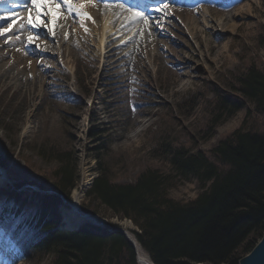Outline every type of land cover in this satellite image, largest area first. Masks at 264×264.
Masks as SVG:
<instances>
[{
    "label": "rangeland",
    "instance_id": "obj_1",
    "mask_svg": "<svg viewBox=\"0 0 264 264\" xmlns=\"http://www.w3.org/2000/svg\"><path fill=\"white\" fill-rule=\"evenodd\" d=\"M183 1L188 2V8L195 9L200 15L197 20L202 24H199V29L202 28L199 40L204 42L202 50L209 51L204 45L206 43L215 48L213 53L210 52V57L216 60L217 67L200 81L187 79L181 80L183 82L179 84L176 69L164 59H160L162 72L160 70L157 73L150 53L143 50L140 52L141 57L135 56L132 63L129 60L122 63L121 78L112 81L115 77L113 72L101 71V67L107 63L106 59H102L103 52L100 54L95 51V55L89 56L78 54L76 49L81 39L68 34L65 39V33L69 30L66 28L67 21L72 19L71 13L67 14L69 17L64 21L59 22L54 29V36L48 31L46 33L52 39V48H47L46 58L38 60L45 62L53 59L56 64L46 76V82L39 74L36 77L31 76L32 73L27 76L17 69L5 68L1 61L0 140L3 149L0 151V159L4 163L10 160V164L7 168L1 167L0 177L1 173L7 177V173L18 176L35 173L45 179L49 178L57 164L54 160H46L39 155L38 148L46 144L66 150L76 159L78 180L73 192L79 188L83 178L90 181L89 190L98 173L95 148L103 145L105 141L109 143L108 160L114 182L130 183L141 169L148 166L159 168L163 174H171L164 153L156 151L159 143L167 144L171 139L172 142L178 140L177 142L187 146L188 136L196 135L208 121L209 103L214 102V87L224 89L227 76L242 72L249 64L255 63L260 67L264 65V0ZM73 2L78 3L80 0ZM3 5L6 3L0 4V8ZM247 6H251V10H246ZM157 7L147 8L146 13L153 12L151 9ZM236 9H239L241 15L234 19L231 15ZM7 13L0 10V16ZM168 13L172 18L167 16V32L172 33V37H175V29L182 34L188 33V27L193 22L189 25L190 21L187 19H194V15L181 10H169ZM204 18L208 23L205 21L204 24ZM46 19L48 17L44 18ZM7 23L8 21L0 28ZM224 24L226 27H223ZM160 29L158 26V30ZM134 33L130 37L122 38L120 44L132 39ZM218 34L223 35L222 40L211 41L212 35ZM39 38L46 40L44 37ZM178 40L185 42L193 55H200V51H196L200 45L192 36L188 35V39L178 36ZM0 41V49L6 50L5 44L9 40L2 38ZM64 41L66 45L61 50L59 44ZM159 41L165 44L163 39ZM169 46L176 50L172 45H167ZM19 47L25 50L30 46L24 41ZM19 47L17 46V50ZM132 48L131 46L127 49L126 53ZM153 50L151 48V53H156ZM61 54H64V58H60ZM186 60L193 61L188 58ZM146 65L150 66V70ZM168 71L171 76H168ZM193 71L194 68L189 70L192 77ZM99 77L102 78L100 82ZM35 78L37 80L33 81ZM246 120L245 111L238 113L217 127L211 138L197 139L194 149L212 150L221 138L240 129ZM259 121L255 124L256 128L262 125ZM96 136L104 139L96 141ZM164 136L168 137L162 139ZM170 180L172 187L169 193L172 199L187 203L198 197L200 190L195 181L181 182L173 174ZM5 184L6 182L0 181V189ZM88 190L77 199H73L72 193V205L81 207L87 203ZM92 206H95L96 216L108 223L121 225L133 238L134 232H139L129 220L115 216L103 206ZM143 253L151 261L149 255L144 251ZM0 264H51V258L35 255L20 260L11 255V252L0 248Z\"/></svg>",
    "mask_w": 264,
    "mask_h": 264
},
{
    "label": "trees",
    "instance_id": "obj_2",
    "mask_svg": "<svg viewBox=\"0 0 264 264\" xmlns=\"http://www.w3.org/2000/svg\"><path fill=\"white\" fill-rule=\"evenodd\" d=\"M212 93L208 121L188 136L189 144L169 139L171 143L161 142L156 150L164 153L177 179L197 183L195 200L172 199L171 174L152 166L141 169L130 183L114 182L109 143L95 148L98 173L82 211L96 215L95 204L131 220L139 230L134 232L138 246L154 264H238L264 235V65L249 64L229 74L225 88L216 86ZM243 111L247 120L240 129L212 150L194 149L198 140L211 138L217 127ZM257 119L262 124L258 128ZM100 136L94 139L102 141ZM38 153L57 164L49 178L8 176L16 191L29 185L45 193L0 195V238L9 249L22 260L48 256L51 264H138L136 250L121 233L63 230L58 207L76 188L77 161L51 145H41ZM9 164L0 159V167Z\"/></svg>",
    "mask_w": 264,
    "mask_h": 264
},
{
    "label": "bare ground",
    "instance_id": "obj_3",
    "mask_svg": "<svg viewBox=\"0 0 264 264\" xmlns=\"http://www.w3.org/2000/svg\"><path fill=\"white\" fill-rule=\"evenodd\" d=\"M175 1H177L178 4L175 3ZM182 1L183 0H164V2L158 6L160 8H163L164 5L167 4V12H169V10H172L173 12L176 10H181L185 13L191 12V14L194 15V19L192 18L187 20L190 21L189 25H191V22H193V24L188 27V33L186 34H182L175 29L173 33L175 34V37H172V33L167 32L168 26L166 21L168 19L167 16L169 15H165L162 12L159 13L157 11H153L149 14L146 13V15L150 18L147 24L139 20L134 22L133 12L145 11V7L136 6L130 9V7L128 8V6H126L127 4L124 1L122 2L121 0H91V2H88V0H80V2L78 3H75L72 0L73 4L87 3L84 11H87L89 15L94 18V20H87L83 17H78L75 12H72V19H68L66 25V28H69L67 34L81 39L79 40L80 45H78L76 49L78 54L82 53L83 55L89 56L95 55V51H99L100 54H102L103 52L102 59H106L107 63L105 64V66L101 67V71H110L111 73L113 72L115 74V79L113 78L112 81H117L121 78L122 63L126 62L127 60L132 63L134 57H139L142 50L145 52L148 51L150 53L152 64L157 68V73L160 70V72H162V69L160 67V59H164L165 62L168 61V64L176 69V72L178 73L177 78L179 77V84L183 82L181 80L187 79L200 81L204 78V75L211 74V72H213L217 67H215L216 60L210 57V52L213 53L215 48L210 47L209 44L206 43L204 45L209 48V51L206 52L202 50L204 42H200L199 40V32L202 31V28L199 29V27L202 24L197 20L200 15L195 11V9L188 8V4H181ZM15 4H19L21 6L14 7ZM25 5L31 7L30 0H6V5H3L4 8H2V10L7 11V14H18L20 17H27L29 13L24 7ZM246 10H251V6H247ZM61 11L64 18L58 21V25L59 22H62L65 18L69 17L67 15L69 12L63 4H61ZM105 14H108L109 16H103ZM240 15L241 14L239 13V9H236L231 16L235 19V17H240ZM157 17H160V19H157ZM169 17L172 18L171 16ZM44 18L45 17H43V19ZM97 18H99L98 21H96ZM6 21V19H0V26L3 25ZM205 21H207L208 23V20L204 18V24ZM220 21H222V19ZM45 22H48V20L46 19ZM158 26L161 27L160 30H158ZM223 27H226V24H224ZM85 28H87V31H85ZM135 29L136 32L134 33ZM46 33L47 29L44 27L32 28L31 26H26L22 31L17 28L15 32L8 34L11 36V40H9L5 44L6 50L0 49V62H4L3 65L5 68L17 69L19 71H22V73L27 74V76L30 73L33 74H31V76L33 77H36L37 74H39V76L43 78V81L47 80L48 78L46 76L48 75L50 70L56 67V64L53 59H51V61H49L50 59H47L45 62L38 60L42 57L46 58L47 48H52V39L48 38V34ZM133 33L134 36L132 39L126 40L123 42V44H120V40L122 38L130 37ZM29 34H33L35 37H38V39H36L32 44L27 43L30 47H28L29 49L24 50L22 47H19V45H21L24 41L27 42V37ZM15 35H19L20 38L16 39ZM177 35L179 37H182L183 39H188L189 35L192 36L194 40L198 41L200 48H198L196 51H200L199 54L202 55V59L200 58V55H193L191 50H189L185 46V42H181L180 40H178ZM39 37H44L46 38V40H39ZM222 37V34L214 36L212 35L211 41H221ZM2 38H7V36L0 37V39ZM160 39H163L165 44H162L159 41ZM65 43L66 42L64 41L59 44L61 50L65 47ZM37 44H39V48L36 47ZM167 45H172L176 50L174 51L172 47L169 46V48L167 47ZM17 46L19 47L18 50ZM131 46L133 47L132 50L126 53L127 49H129ZM151 48H153V51H155L156 53H151ZM170 51H172L175 55ZM159 54H161L162 56H160ZM147 55L149 54L147 53ZM62 57L64 58V54L60 55V58ZM187 58L193 61L188 62L186 60ZM96 60H98V57ZM48 63L50 64L49 66L47 65ZM146 67L150 70L149 65H146ZM193 68L194 76L192 77L189 74V70ZM168 76H171L170 71H168ZM36 80L37 78H35V80L33 81ZM98 81H102V78L99 77ZM1 174L3 176L0 177V181L5 182V174ZM89 185L90 181L83 178L81 180L79 188L74 192L72 191L73 199H77L78 196L81 197L82 195H84L88 190ZM9 191L11 193L15 192L12 187H9ZM63 216L68 224V227L78 225L76 223L88 224V218H86L84 214L78 210L77 204L73 205V210H70L69 213L64 212ZM90 221H94L98 224H104V221L99 217L94 218ZM130 237L132 236L130 235ZM137 250L139 254L140 264H153L150 259L146 255H144L145 253H143L138 244Z\"/></svg>",
    "mask_w": 264,
    "mask_h": 264
},
{
    "label": "snow or ice",
    "instance_id": "obj_4",
    "mask_svg": "<svg viewBox=\"0 0 264 264\" xmlns=\"http://www.w3.org/2000/svg\"><path fill=\"white\" fill-rule=\"evenodd\" d=\"M6 0H0V4L5 3ZM91 2V0H88ZM31 7L25 5L29 15L27 17H20L18 14H6L0 16V19H6L8 21L7 25L3 28H0V37H6L8 40H11V36L8 35L16 31L19 28L21 31L26 26H31L32 28L44 27L49 33L53 36L55 35L54 29L58 26V21L63 19L61 4H63L69 13L75 12L78 17H83L87 20H92V17L84 9L87 6V3L73 4L72 0H30ZM21 5L15 4L14 7H20ZM123 7V6H121ZM167 4L163 8L157 7L151 9L152 11L162 12L165 15H170L167 12ZM147 6H145V11H135L133 12V21H143L145 24L148 23L149 17L146 15ZM131 11V10H129ZM43 17H48V22L46 23ZM160 19V17H157ZM26 20V24H25ZM87 31V28H85ZM20 36L17 35L16 39H19ZM38 37H35L33 34H29L27 37V43L32 44ZM65 39H67V33H65ZM39 48V44L36 45ZM260 264H264V253L261 254Z\"/></svg>",
    "mask_w": 264,
    "mask_h": 264
},
{
    "label": "water",
    "instance_id": "obj_5",
    "mask_svg": "<svg viewBox=\"0 0 264 264\" xmlns=\"http://www.w3.org/2000/svg\"><path fill=\"white\" fill-rule=\"evenodd\" d=\"M65 202L70 208H73V206L68 201L65 200ZM78 210H79V208H78ZM84 216L86 218H88L89 220L97 218L96 216H93L91 214H85ZM77 226H79V225H76V226L73 225L71 227H67L66 230H76ZM117 232L124 234L125 237L132 243L133 247L136 250V254L138 256V262L140 263L136 241L134 239H132L127 232H124V231H117ZM262 253H264V235L258 241V243L255 245V247L252 249V251L239 260L238 264H260V258H261Z\"/></svg>",
    "mask_w": 264,
    "mask_h": 264
}]
</instances>
